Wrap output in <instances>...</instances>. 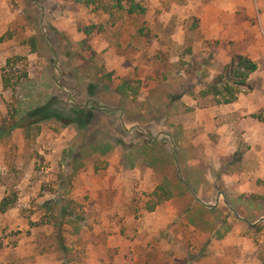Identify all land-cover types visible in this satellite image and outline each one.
Here are the masks:
<instances>
[{
    "label": "rangeland",
    "instance_id": "374dc122",
    "mask_svg": "<svg viewBox=\"0 0 264 264\" xmlns=\"http://www.w3.org/2000/svg\"><path fill=\"white\" fill-rule=\"evenodd\" d=\"M135 2L0 0V264H264V0Z\"/></svg>",
    "mask_w": 264,
    "mask_h": 264
},
{
    "label": "trees",
    "instance_id": "16d2710c",
    "mask_svg": "<svg viewBox=\"0 0 264 264\" xmlns=\"http://www.w3.org/2000/svg\"><path fill=\"white\" fill-rule=\"evenodd\" d=\"M128 1V0H127ZM129 5L126 8L123 0H116L115 7L119 10H126L128 14H145L146 8L140 3L135 2V0H129ZM96 29L94 25L85 26L81 28L85 34V38L82 40V46L84 48H89V41L92 32ZM258 66L255 61L250 57L235 54L231 57L230 61L222 68L220 73L214 77L211 83H209L208 88L203 91V95L212 96L215 99L216 104H230L238 100L240 94L248 92L252 89L250 84L251 76L257 71ZM4 88H8L10 83V78L7 75H3ZM117 92L132 98L133 101H138L139 92L134 90L133 86L128 82L124 81L117 87ZM134 93V94H133ZM7 122L5 121V124ZM16 125H10L6 130L10 131ZM160 189L165 192V186H160ZM15 203V199L11 196L5 197L0 204L1 211L5 212Z\"/></svg>",
    "mask_w": 264,
    "mask_h": 264
}]
</instances>
